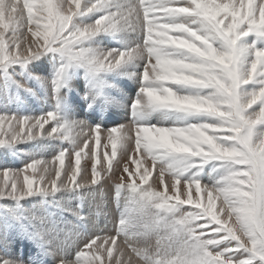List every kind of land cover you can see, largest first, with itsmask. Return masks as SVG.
<instances>
[{
	"label": "snow or ice",
	"instance_id": "1",
	"mask_svg": "<svg viewBox=\"0 0 264 264\" xmlns=\"http://www.w3.org/2000/svg\"><path fill=\"white\" fill-rule=\"evenodd\" d=\"M0 81V264H264V0H0Z\"/></svg>",
	"mask_w": 264,
	"mask_h": 264
},
{
	"label": "rangeland",
	"instance_id": "2",
	"mask_svg": "<svg viewBox=\"0 0 264 264\" xmlns=\"http://www.w3.org/2000/svg\"><path fill=\"white\" fill-rule=\"evenodd\" d=\"M0 83H2V81H0ZM74 83L79 85L80 86L79 88H81V86L84 83L82 76L80 78H78L76 81H74ZM113 83H116L119 86V88H122L124 94L121 95L120 93H118L115 90H113V92H112L113 97L115 98L116 101L119 102L120 107L119 106H113V107L109 108L108 111H109V114L111 116V119L109 120V126L110 127L113 126V124H127V123H129L131 115H130V110L128 108V103H129V100L132 98V96L135 94V90L137 88L136 82H134L133 80H127L125 78H121L120 80L113 81ZM127 94L129 95V97ZM2 101H3V92L0 91V110H2ZM122 103H125L124 106ZM24 104H25L26 110L32 114H39L40 111H42L44 108H46L48 106L46 103L45 97L42 95L38 96V97H25ZM10 107H14V106L10 105ZM47 158L51 159L52 157H51V155H48ZM23 164H24V161L22 159H20L19 157H16V158H13L11 156L5 157L2 153H0V169H2L5 166L19 168V167H22ZM104 199H106V198H104ZM88 202H90V201H88ZM0 203H3V202L0 201ZM73 203L76 206V204L78 205L79 202L73 201ZM89 205L91 206L89 208L90 211L94 212L95 214L97 213L98 216H102L103 210L97 211L96 209L92 208V207H94L93 203H90ZM186 207H190V206H186ZM94 210H96V211H94ZM67 219L69 221L73 220L75 223V220L71 215H68ZM94 219L98 220V218H96L95 216H94ZM100 219L96 222L97 226L98 227L100 226L99 228H105V226H109L108 224H104L102 222V220H100ZM101 224H103L104 226ZM62 227H63V225H62ZM2 231H3V224H2V222H0V232H2Z\"/></svg>",
	"mask_w": 264,
	"mask_h": 264
},
{
	"label": "bare ground",
	"instance_id": "3",
	"mask_svg": "<svg viewBox=\"0 0 264 264\" xmlns=\"http://www.w3.org/2000/svg\"><path fill=\"white\" fill-rule=\"evenodd\" d=\"M135 82V81H134ZM135 84V83H134ZM74 88L75 89H77V90H79L80 88V86L79 85H77L76 83H74ZM128 95V94H127ZM128 97H129V95H128ZM127 98V97H126ZM123 104V106H124V104L125 103H122ZM122 106V105H121ZM120 107V106H119ZM82 118V117H81ZM128 122V121H127ZM126 122V123H127ZM47 127V126H46ZM89 162L87 161V160H83L82 161V167L85 165V164H88ZM65 164H66V167H67V164H68V160H67V158H66V160H65ZM154 179H155V177H153V181H150V183H153L154 182ZM155 187H157L159 190H162V185H154ZM102 192H103V195L102 196H100V195H98V196H96V198L95 199H93V200H88V201H90V202H88V201H86V205H85V207H86V215L88 216V218L92 221V224L90 225V227H95V226H97V221L100 219V220H102V222L104 223V224H108L109 226H110V222H111V218H112V214H113V212L115 211L114 209H115V201H114V187H113V185H112V182L111 181H109L108 182V185L102 190ZM104 198H106V199H104ZM194 198H195V193H194ZM90 203H93L94 205V207H92V208H94V209H96L97 211H101V210H103L102 212H103V214H102V216H98V214L96 213H94V212H92V211H90L89 210V208L91 207L89 204ZM73 205H74V203H73ZM77 205V204H76ZM75 206V205H74ZM96 210H94V211H96ZM114 210V211H113ZM94 216L96 217V218H98V220H96V219H94ZM69 221V220H68ZM74 223V221L72 220V221H70V223L67 225V227L69 228V229H71L72 227H73V225L75 224H73ZM99 224V223H98ZM101 225H103V224H101ZM104 226V225H103ZM100 227V226H99Z\"/></svg>",
	"mask_w": 264,
	"mask_h": 264
}]
</instances>
